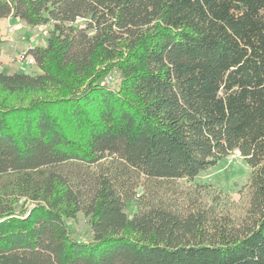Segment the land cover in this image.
I'll return each mask as SVG.
<instances>
[{
	"label": "trees",
	"instance_id": "1",
	"mask_svg": "<svg viewBox=\"0 0 264 264\" xmlns=\"http://www.w3.org/2000/svg\"><path fill=\"white\" fill-rule=\"evenodd\" d=\"M5 19L50 29L39 73L0 71V264H264V0H0ZM233 152L240 206L174 184Z\"/></svg>",
	"mask_w": 264,
	"mask_h": 264
},
{
	"label": "rangeland",
	"instance_id": "2",
	"mask_svg": "<svg viewBox=\"0 0 264 264\" xmlns=\"http://www.w3.org/2000/svg\"><path fill=\"white\" fill-rule=\"evenodd\" d=\"M49 29V25L31 27L23 21L0 20V59L4 60L0 62V66L3 67L2 71L12 73L19 70V72L29 74L39 73L36 62L30 65L27 63L20 65L16 60V55L27 48L44 46ZM16 66H19V69H16ZM250 172L251 169L244 158L237 152H233L194 176L174 180V184L180 190L204 186L210 194L219 191L230 200L233 206H240L245 201V186L249 182ZM137 192L140 193L139 190ZM202 196L205 199L209 198L205 191ZM69 225L74 237L80 239L90 237L88 217L84 213L79 212L75 219L69 220Z\"/></svg>",
	"mask_w": 264,
	"mask_h": 264
},
{
	"label": "built area",
	"instance_id": "3",
	"mask_svg": "<svg viewBox=\"0 0 264 264\" xmlns=\"http://www.w3.org/2000/svg\"><path fill=\"white\" fill-rule=\"evenodd\" d=\"M16 60L22 64V63H27V64H34V58L32 55H30L28 52L21 51L16 55Z\"/></svg>",
	"mask_w": 264,
	"mask_h": 264
},
{
	"label": "crops",
	"instance_id": "4",
	"mask_svg": "<svg viewBox=\"0 0 264 264\" xmlns=\"http://www.w3.org/2000/svg\"><path fill=\"white\" fill-rule=\"evenodd\" d=\"M0 62H4V60H2V59H0ZM20 64V63H19ZM23 64V63H22ZM22 64H20V65H22ZM16 69H19V66H16ZM3 70V67L2 66H0V71H2ZM18 72H19V70H17ZM15 72V71H14Z\"/></svg>",
	"mask_w": 264,
	"mask_h": 264
}]
</instances>
